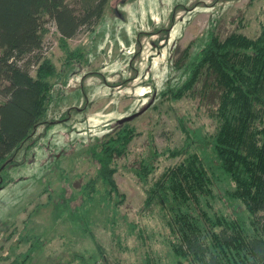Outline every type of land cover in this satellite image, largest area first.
I'll list each match as a JSON object with an SVG mask.
<instances>
[{
    "label": "rangeland",
    "instance_id": "374dc122",
    "mask_svg": "<svg viewBox=\"0 0 264 264\" xmlns=\"http://www.w3.org/2000/svg\"><path fill=\"white\" fill-rule=\"evenodd\" d=\"M68 1L78 11L89 2ZM93 26L67 40L76 55L68 59L55 27L45 24L43 47L55 74L42 119L51 124L39 125L0 170V264H171L164 211L144 207L134 171L154 162L149 177L156 178L182 158L167 149L189 137L226 179L210 151L216 93L203 78L178 100L165 93L187 79L211 29L221 39L258 36L264 0H107ZM141 110L128 121L135 135L126 154L116 158L118 195L103 196L97 145ZM90 178L101 189L93 200ZM215 191L224 197L221 182Z\"/></svg>",
    "mask_w": 264,
    "mask_h": 264
},
{
    "label": "trees",
    "instance_id": "16d2710c",
    "mask_svg": "<svg viewBox=\"0 0 264 264\" xmlns=\"http://www.w3.org/2000/svg\"><path fill=\"white\" fill-rule=\"evenodd\" d=\"M106 4L89 0L78 11L68 0H0L1 171L39 125L51 124L42 119L52 98L48 78L55 74L43 53L45 24H53L69 59L76 55L67 50V40L92 29ZM201 78L206 91L217 95L210 151L226 179L217 178L211 162L186 137L179 149H167L171 157L182 156L180 161L156 178L149 177L154 162H141L134 171L144 186V207L164 211L171 264H264V27L256 37L233 32L223 39L211 29L187 79L164 93L178 100ZM134 135L125 122L97 145L103 196L118 195L116 158L126 154ZM219 182L224 197L215 191ZM86 189L91 200L101 190L92 178Z\"/></svg>",
    "mask_w": 264,
    "mask_h": 264
},
{
    "label": "water",
    "instance_id": "95a60500",
    "mask_svg": "<svg viewBox=\"0 0 264 264\" xmlns=\"http://www.w3.org/2000/svg\"><path fill=\"white\" fill-rule=\"evenodd\" d=\"M140 113H142V110L137 112V113H134L132 115L126 116V117L120 119L118 122L119 123L128 122V121L132 120L133 118H135L136 116H138Z\"/></svg>",
    "mask_w": 264,
    "mask_h": 264
},
{
    "label": "built area",
    "instance_id": "2783aa9c",
    "mask_svg": "<svg viewBox=\"0 0 264 264\" xmlns=\"http://www.w3.org/2000/svg\"><path fill=\"white\" fill-rule=\"evenodd\" d=\"M46 49H47L46 47L45 48L43 47V51H45ZM43 53L45 54V52H43Z\"/></svg>",
    "mask_w": 264,
    "mask_h": 264
}]
</instances>
